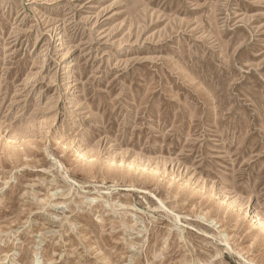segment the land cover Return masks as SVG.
Returning <instances> with one entry per match:
<instances>
[{"label": "rangeland", "instance_id": "1", "mask_svg": "<svg viewBox=\"0 0 264 264\" xmlns=\"http://www.w3.org/2000/svg\"><path fill=\"white\" fill-rule=\"evenodd\" d=\"M0 264H264V0H0Z\"/></svg>", "mask_w": 264, "mask_h": 264}]
</instances>
